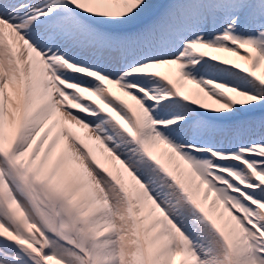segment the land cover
<instances>
[{"label":"snow or ice","instance_id":"snow-or-ice-1","mask_svg":"<svg viewBox=\"0 0 264 264\" xmlns=\"http://www.w3.org/2000/svg\"><path fill=\"white\" fill-rule=\"evenodd\" d=\"M0 264H264V0H0Z\"/></svg>","mask_w":264,"mask_h":264},{"label":"rangeland","instance_id":"rangeland-1","mask_svg":"<svg viewBox=\"0 0 264 264\" xmlns=\"http://www.w3.org/2000/svg\"><path fill=\"white\" fill-rule=\"evenodd\" d=\"M225 67L229 70H232V71H236L237 70L234 68V66H230V65H225ZM238 73V72H237ZM227 76V75H225ZM238 77H241V81L244 82L245 84L243 85H240V88H251V81H252V78L244 73H239L238 74ZM190 231V229H189Z\"/></svg>","mask_w":264,"mask_h":264},{"label":"bare ground","instance_id":"bare-ground-1","mask_svg":"<svg viewBox=\"0 0 264 264\" xmlns=\"http://www.w3.org/2000/svg\"><path fill=\"white\" fill-rule=\"evenodd\" d=\"M228 54L226 53V56H227Z\"/></svg>","mask_w":264,"mask_h":264}]
</instances>
